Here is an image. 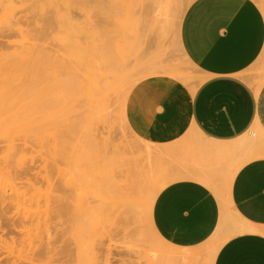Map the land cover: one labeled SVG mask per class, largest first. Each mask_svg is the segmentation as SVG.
<instances>
[{
	"label": "rangeland",
	"instance_id": "374dc122",
	"mask_svg": "<svg viewBox=\"0 0 264 264\" xmlns=\"http://www.w3.org/2000/svg\"><path fill=\"white\" fill-rule=\"evenodd\" d=\"M197 1L0 3V264H213L223 228H166L158 208L203 180L199 139L151 154L125 118L146 61L201 78L180 44Z\"/></svg>",
	"mask_w": 264,
	"mask_h": 264
},
{
	"label": "crops",
	"instance_id": "0c3cea01",
	"mask_svg": "<svg viewBox=\"0 0 264 264\" xmlns=\"http://www.w3.org/2000/svg\"><path fill=\"white\" fill-rule=\"evenodd\" d=\"M180 44L204 78L196 92L159 73L139 82L125 109L129 128L144 143L164 149L196 131L207 156L205 167L193 170L203 180L162 193L161 222L171 229L199 220L202 229L227 234L243 223L249 230L228 236L213 264H264V158L211 150H228L253 131L264 135V73L251 72L264 63V0H198L185 16ZM142 68L176 70L170 57Z\"/></svg>",
	"mask_w": 264,
	"mask_h": 264
},
{
	"label": "bare ground",
	"instance_id": "6f19581e",
	"mask_svg": "<svg viewBox=\"0 0 264 264\" xmlns=\"http://www.w3.org/2000/svg\"><path fill=\"white\" fill-rule=\"evenodd\" d=\"M58 2V1H56ZM64 2H69V1H64ZM80 3L78 5L76 4H64V5H56L54 6V10L57 12L60 11H70L72 10V8H74L75 6H79ZM164 9H167L165 7H162ZM42 55V53H40ZM43 55H47V53L43 52ZM159 73H162L164 75H168L171 76L175 79L180 80L181 82H183L185 85H187L190 90L194 93L196 92V90L199 88V86L203 83L204 78H193V77H188V76H184L182 75L179 71H176L175 69H161V70H152L149 72L148 76H153V75H157ZM147 76V77H148ZM109 89H114V87L112 85H110L109 87H107V90ZM4 121V120H2ZM196 131H190L189 134L187 135L188 138L191 139V137L195 136ZM37 144V143H35ZM45 142H39L38 145L42 146L44 145ZM203 147H205V145H202ZM213 150V152L217 155L220 156H228L232 153H234L235 151H239L242 155L245 156V160H252V159H259V158H264V135L261 136L260 133H256V132H251L250 137H247L239 142L234 143L232 146H230V148L227 150H223L221 147H216ZM230 151V152H229ZM151 154H155V155H167L169 152H171V149L168 148H164V149H158V150H153L151 149ZM245 161V162H246ZM245 230H249V228H247L243 223H239V226L236 229H232L229 230V233L227 234L228 236L234 235V234H238L239 232H243ZM224 232H227L225 229L223 230ZM216 255L214 254V260H215ZM214 263V262H213Z\"/></svg>",
	"mask_w": 264,
	"mask_h": 264
}]
</instances>
